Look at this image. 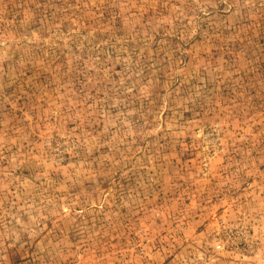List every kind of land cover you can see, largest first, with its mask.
Segmentation results:
<instances>
[{"label":"rangeland","instance_id":"374dc122","mask_svg":"<svg viewBox=\"0 0 264 264\" xmlns=\"http://www.w3.org/2000/svg\"><path fill=\"white\" fill-rule=\"evenodd\" d=\"M0 264H264V0H0Z\"/></svg>","mask_w":264,"mask_h":264}]
</instances>
